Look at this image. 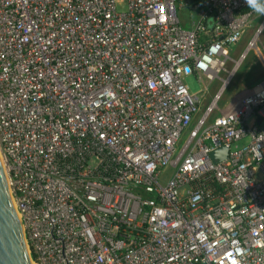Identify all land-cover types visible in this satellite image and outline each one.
I'll list each match as a JSON object with an SVG mask.
<instances>
[{
	"label": "built area",
	"instance_id": "2783aa9c",
	"mask_svg": "<svg viewBox=\"0 0 264 264\" xmlns=\"http://www.w3.org/2000/svg\"><path fill=\"white\" fill-rule=\"evenodd\" d=\"M255 1L187 0L184 28L182 0H0V157L34 264H264V78L218 106ZM184 75L222 81L199 115Z\"/></svg>",
	"mask_w": 264,
	"mask_h": 264
},
{
	"label": "rangeland",
	"instance_id": "374dc122",
	"mask_svg": "<svg viewBox=\"0 0 264 264\" xmlns=\"http://www.w3.org/2000/svg\"><path fill=\"white\" fill-rule=\"evenodd\" d=\"M183 6L177 7V15L180 19V24L184 28L190 26V21L192 18L197 17L196 10L190 9L187 0H182ZM255 11L251 15L250 24L245 28L243 34L240 36V39L236 42L230 43L228 45L229 55L236 59L239 57V54L247 49L249 40L254 35L256 29L260 26L262 21L261 12L264 10V0H258L254 5ZM257 49L261 51L264 56V25L261 31L258 33L257 39ZM255 46H251L246 50L245 56L234 72L232 78L227 83L225 88L222 91L221 97L218 100V106L220 108L225 107L230 100L242 89L252 85L253 83L264 78V64L261 60V55L257 51ZM234 65L232 60L226 62V67L231 69ZM221 77L226 76V72H221L219 74ZM183 80L188 84L190 91H195L200 94L203 99V103L200 105L198 111L199 115L206 103L212 98L213 94L221 86V80L217 77L198 82L192 75H184ZM206 87V88H205ZM218 110H215L212 115L218 113ZM194 121L192 122V124ZM186 136L184 131L181 140ZM238 144L237 142L233 143V146ZM172 172V168L166 167L162 173L160 180L162 182L166 181L169 174Z\"/></svg>",
	"mask_w": 264,
	"mask_h": 264
},
{
	"label": "water",
	"instance_id": "95a60500",
	"mask_svg": "<svg viewBox=\"0 0 264 264\" xmlns=\"http://www.w3.org/2000/svg\"><path fill=\"white\" fill-rule=\"evenodd\" d=\"M225 146L210 152L218 160ZM0 264H34L26 244L20 217L15 209L0 157Z\"/></svg>",
	"mask_w": 264,
	"mask_h": 264
},
{
	"label": "trees",
	"instance_id": "16d2710c",
	"mask_svg": "<svg viewBox=\"0 0 264 264\" xmlns=\"http://www.w3.org/2000/svg\"><path fill=\"white\" fill-rule=\"evenodd\" d=\"M257 1H258V0H256L255 2H253V3L251 4L250 7H254L253 5H254Z\"/></svg>",
	"mask_w": 264,
	"mask_h": 264
},
{
	"label": "crops",
	"instance_id": "0c3cea01",
	"mask_svg": "<svg viewBox=\"0 0 264 264\" xmlns=\"http://www.w3.org/2000/svg\"><path fill=\"white\" fill-rule=\"evenodd\" d=\"M260 58H261L262 62L264 63V61H263V59H264V56H263V55H261V57H260Z\"/></svg>",
	"mask_w": 264,
	"mask_h": 264
}]
</instances>
